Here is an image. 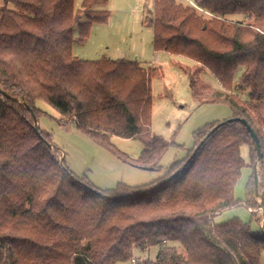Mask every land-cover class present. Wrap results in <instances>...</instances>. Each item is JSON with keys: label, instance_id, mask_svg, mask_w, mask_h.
<instances>
[{"label": "trees", "instance_id": "16d2710c", "mask_svg": "<svg viewBox=\"0 0 264 264\" xmlns=\"http://www.w3.org/2000/svg\"><path fill=\"white\" fill-rule=\"evenodd\" d=\"M193 1L196 6L155 0L145 19L154 29V49L193 59L192 66L180 64L193 95L228 103L234 117L246 118L264 155V0ZM106 2L84 0L77 9L75 0H5L0 7V87L13 96L0 92V264L129 263L136 249L154 245L160 246L156 259L137 264H264L263 226L256 232L240 217L216 220L241 204L260 225L264 220V157L247 126L226 122L208 136L218 123L210 124L195 132L185 158L164 167L170 142L152 131L151 82L161 68L74 55L76 41L85 42L95 23L108 22L110 12L96 8ZM205 69L221 87L202 79ZM40 99L60 111V124H76L126 162L165 173L148 185L96 188L67 166L42 128ZM113 136L140 139V156L118 150ZM245 144L249 162L241 153ZM246 165L254 172L240 200L235 187Z\"/></svg>", "mask_w": 264, "mask_h": 264}, {"label": "rangeland", "instance_id": "374dc122", "mask_svg": "<svg viewBox=\"0 0 264 264\" xmlns=\"http://www.w3.org/2000/svg\"><path fill=\"white\" fill-rule=\"evenodd\" d=\"M177 1L186 5L191 4V0ZM83 2L84 0H75L76 8L81 9ZM3 5L5 0H0V7ZM154 7L155 0H107L105 4L97 5V9L110 12L108 22L95 23L89 38L83 43L76 41L73 51L75 56L83 60H99L104 57L127 58L139 60L144 64L153 63L146 64L147 67L161 68V76L153 77L151 82L152 131L170 142L162 160L164 167H168L187 156L188 150L195 144L196 131L210 124L226 121L234 117V112L228 103L200 102L193 95L189 75L180 66V64L194 65L193 59L154 49V29L145 23L146 16L154 10ZM200 14L208 13L200 11ZM78 34L79 31L76 32V36ZM241 74L242 69H239L235 77L236 85L239 84ZM201 77L214 87H221L219 79L209 69L203 70ZM242 97L247 98L248 94L244 93ZM38 106L43 110L40 124L52 134L55 145L61 150V155L65 156L67 166L77 176L86 178L96 188L110 190L116 188L119 183L130 186L148 185L165 173V171L145 169L126 162L117 152L97 143L76 124H60L62 115L51 103L40 99ZM111 142L118 150L134 159L140 156L144 148L143 142L138 138L113 136ZM241 153L249 162L250 148L247 144L242 146ZM260 169L259 163V172ZM253 172L254 169L250 165L243 168L235 187L237 199H246L247 185ZM258 200L260 201L261 197H258ZM259 209L256 208V211H260ZM259 214L262 215L261 211ZM233 217H240L243 221L250 223L256 232L262 230L264 220L260 225L253 218L251 209L245 204L223 211L216 220L221 222ZM159 250V245L147 249H136L137 263L144 259L155 260ZM120 264H134V262L132 260L129 263Z\"/></svg>", "mask_w": 264, "mask_h": 264}, {"label": "water", "instance_id": "95a60500", "mask_svg": "<svg viewBox=\"0 0 264 264\" xmlns=\"http://www.w3.org/2000/svg\"><path fill=\"white\" fill-rule=\"evenodd\" d=\"M0 92H2L3 94H5V95H7L9 97H13L10 93H8L6 90L2 89L1 87H0ZM31 112H32V114L34 116V119H35V129H36L37 132H40L39 131L38 117H37L36 113L34 112V110H31ZM230 121H240V122H242L243 124H245L247 126V128H248L249 132L251 133V135L253 137V140L255 142V146H256V149L258 151V155H259L260 161H262L264 155H263L262 146H261V142H260L259 136H258L256 131L254 130V128L251 126V124L248 122V120L246 118L232 117V118H230V119H228L226 121L220 122L211 130V132H209L208 136L211 135L212 133H214L221 125L225 124L226 122H230ZM201 145H202V143L199 144L196 147L192 157L197 153V151L199 150ZM192 157L190 158V160L192 159ZM258 165H259V162H257L256 168H255V189H256L257 196L261 197V199H262V195L259 192V170H258ZM179 173H180V170L176 171L169 178H167V180H172L173 178L178 176ZM155 187H157V185ZM98 193L101 194V195L103 194V192H101V191H98ZM260 208H263L262 205L260 206ZM263 227H264V221H263Z\"/></svg>", "mask_w": 264, "mask_h": 264}, {"label": "crops", "instance_id": "0c3cea01", "mask_svg": "<svg viewBox=\"0 0 264 264\" xmlns=\"http://www.w3.org/2000/svg\"><path fill=\"white\" fill-rule=\"evenodd\" d=\"M191 5L193 4V5H195L196 6V4L194 3V1L193 0H191ZM199 8V7H198ZM199 10L200 11H204L205 13H208V12H206L205 10H203V9H201V8H199ZM74 50H76V48L74 49ZM146 64H153V63H151V62H147Z\"/></svg>", "mask_w": 264, "mask_h": 264}, {"label": "built area", "instance_id": "2783aa9c", "mask_svg": "<svg viewBox=\"0 0 264 264\" xmlns=\"http://www.w3.org/2000/svg\"><path fill=\"white\" fill-rule=\"evenodd\" d=\"M133 262H134V264H136V263H137V259H136V258H134V259H133Z\"/></svg>", "mask_w": 264, "mask_h": 264}]
</instances>
